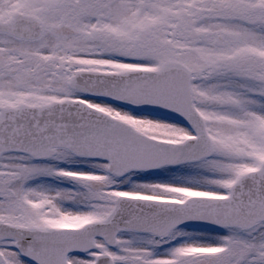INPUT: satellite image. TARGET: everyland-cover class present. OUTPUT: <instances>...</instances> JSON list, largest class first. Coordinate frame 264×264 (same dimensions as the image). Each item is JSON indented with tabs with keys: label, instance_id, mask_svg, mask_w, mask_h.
<instances>
[{
	"label": "snow or ice",
	"instance_id": "obj_1",
	"mask_svg": "<svg viewBox=\"0 0 264 264\" xmlns=\"http://www.w3.org/2000/svg\"><path fill=\"white\" fill-rule=\"evenodd\" d=\"M0 264H264V0H0Z\"/></svg>",
	"mask_w": 264,
	"mask_h": 264
}]
</instances>
